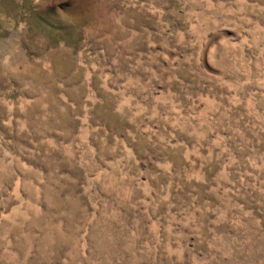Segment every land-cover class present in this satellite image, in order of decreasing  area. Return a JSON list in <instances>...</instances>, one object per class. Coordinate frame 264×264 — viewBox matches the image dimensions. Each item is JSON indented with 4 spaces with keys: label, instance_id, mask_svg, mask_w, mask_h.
I'll return each mask as SVG.
<instances>
[{
    "label": "rangeland",
    "instance_id": "374dc122",
    "mask_svg": "<svg viewBox=\"0 0 264 264\" xmlns=\"http://www.w3.org/2000/svg\"><path fill=\"white\" fill-rule=\"evenodd\" d=\"M0 264H264V0H0Z\"/></svg>",
    "mask_w": 264,
    "mask_h": 264
}]
</instances>
